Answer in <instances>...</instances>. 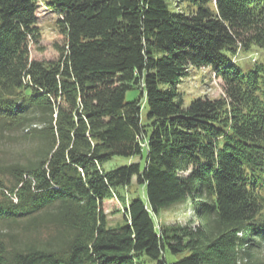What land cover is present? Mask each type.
Segmentation results:
<instances>
[{
	"label": "trees",
	"instance_id": "16d2710c",
	"mask_svg": "<svg viewBox=\"0 0 264 264\" xmlns=\"http://www.w3.org/2000/svg\"><path fill=\"white\" fill-rule=\"evenodd\" d=\"M174 1L47 0L63 44L46 60L38 0H0V264H264V58L233 59L264 52V0ZM191 67L223 93L184 105ZM116 155L143 164L105 170ZM183 201L197 222L156 223Z\"/></svg>",
	"mask_w": 264,
	"mask_h": 264
},
{
	"label": "rangeland",
	"instance_id": "374dc122",
	"mask_svg": "<svg viewBox=\"0 0 264 264\" xmlns=\"http://www.w3.org/2000/svg\"><path fill=\"white\" fill-rule=\"evenodd\" d=\"M47 0H38V7L36 11L37 23L40 27L41 35L37 43L31 42L30 57L34 59H53L58 55L54 43L63 44V37L57 31V15L46 6ZM176 2L170 0V4L173 5ZM179 4L182 6V1L179 0ZM264 52L260 51L256 47H251L247 51H240L233 58L241 65L248 66L255 59L264 58ZM178 90L181 93L184 105H187L191 99L199 96L218 97L223 93V84L221 78L215 75V73L209 67H191L188 72L181 77V81L178 83ZM138 89H129L126 92V99H134L138 96ZM147 107L142 105L141 115L145 116ZM140 161L143 164V160H140L138 156H113L107 160L103 167L105 170H110L116 166L128 164L131 162ZM118 191L125 196V202L129 199L142 196L143 188L135 181V177L132 178V182L125 187L117 188ZM119 198V197H118ZM112 197L104 202V210L107 213L108 225H117L124 222V207L125 202L120 201V198ZM155 221L160 224H185L189 221L193 223L198 219L194 216L190 201L172 203L166 207L160 208L158 214L155 216ZM264 254V250H262ZM183 254H172L169 251H165L164 257L167 260H176ZM147 264H154L153 261H149Z\"/></svg>",
	"mask_w": 264,
	"mask_h": 264
}]
</instances>
